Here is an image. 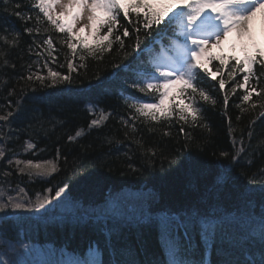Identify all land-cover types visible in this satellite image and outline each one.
Wrapping results in <instances>:
<instances>
[{
    "label": "trees",
    "instance_id": "16d2710c",
    "mask_svg": "<svg viewBox=\"0 0 264 264\" xmlns=\"http://www.w3.org/2000/svg\"><path fill=\"white\" fill-rule=\"evenodd\" d=\"M13 3H20L23 10L28 11V0H13ZM3 8L0 0V24L9 29L14 26L21 32V38L19 46L10 50L9 59L15 67L0 68V81L8 80L7 87L0 86V106L7 104L4 98L9 88L15 87L17 95L8 99L15 101L19 97L23 82L17 83V77L28 74L27 65L31 64L33 72L39 71L45 76L48 71L43 66V57L38 58L35 54L43 52L46 56L43 49L34 48L33 53L28 52L33 39L42 42L47 38L44 29L48 26L41 23L40 34L30 36L23 32V28L32 27L34 21L24 25L17 17L10 15L5 21ZM121 22L129 27L131 33L132 26L127 21ZM49 32L53 37L56 49L53 56L56 59L55 63L49 59L48 67L67 74L65 57L68 50L58 42L62 34L51 29ZM141 39L143 48L148 40L144 39L143 34ZM132 43L133 40L126 39V45H129L126 47L129 53L127 59L114 44L113 49L104 53L100 60H86V67L77 69L79 75L73 73L71 87L74 91L71 93L62 91L66 87L64 85L43 89L37 87L35 92L31 89L26 91L21 103L31 109L29 116L35 115L43 122V129L36 120L17 117L12 128L21 130L16 132L19 139L7 147L19 153L17 158L32 159L34 162L56 159V149L59 148V170L50 177L29 179L27 175L21 176L14 169L7 168L6 160L0 162L12 172L11 183L5 187L18 184L25 188L33 203L36 193L43 196L45 189L53 188L48 194L50 201L44 208L31 211L9 209L6 218L4 213H0V259L11 258L24 264H62L73 258V253L81 255L86 252L90 241H99L103 247L104 237L99 231L100 224L96 217L107 213L113 202L126 200V195H129L138 197L135 201L141 204H133L130 208L116 206L120 215L112 217L109 223L116 227L113 240L117 249L115 252L111 248L106 250L103 256L105 260L165 264L167 252L155 223L158 217L168 215L185 221L191 219L193 223L199 219L217 223L215 238L208 245L201 240L198 226L190 230L194 249L187 258L197 261V264H203L209 251L212 264H257L261 259L258 245L264 232V175L260 174L264 168V145L259 143L264 140V117H259L264 109L259 107L255 95L252 101L242 104L239 97L244 92L238 88L236 94L229 95L228 116H225L224 92L218 88L219 76L216 81L208 78L205 86L217 99L215 107L206 106L210 133L206 129L186 127L185 131L190 132L194 139L185 147V137L179 132V124L174 123L170 129L172 135L164 137L159 127L157 131L149 132L145 125L137 122V131H129L126 138L124 133L128 129L120 124L119 118L124 116L127 119L128 110L123 103L124 94L120 93L125 89L123 82L130 76L131 62L135 61L136 54L130 47ZM38 59L40 63H34ZM74 63L79 64L80 61L76 59ZM114 64L128 65L129 69L117 71L113 68ZM213 64L219 66L218 62ZM208 67L215 71L213 65ZM226 72L227 69L223 74L227 80ZM97 73L104 80V85L89 87V84L97 83ZM236 79L242 82V75ZM232 83H226V90L230 89ZM261 86H264V81ZM252 102L258 104L255 109L251 108ZM90 103L99 104L113 113L101 129L87 128L94 118L87 112ZM237 104L248 111L242 114ZM237 116H240L239 121ZM228 117H231L234 129L232 133L228 131ZM257 117L252 125L253 137L249 140L248 126ZM30 124L33 127H28ZM81 128L84 135L74 142H68L67 136L74 135ZM241 135L244 136L245 145L251 147H247L240 162L234 165L230 157H222L220 153H235L232 140L234 137L239 140ZM106 137L112 138L111 144L106 142ZM28 139L37 148L25 153L22 144ZM137 140L143 141L145 147L157 149L151 166H148L146 157L136 144ZM248 160L252 161L251 165L246 163ZM129 165L137 170L134 171ZM3 179L0 173V183ZM65 185L68 187L63 198L56 197L55 190ZM10 194L15 195V192ZM136 210H141V213L135 214ZM145 217H151L152 226H144ZM180 236L183 241L182 231ZM25 244L27 248L22 247ZM123 245H127V251L123 250Z\"/></svg>",
    "mask_w": 264,
    "mask_h": 264
},
{
    "label": "snow or ice",
    "instance_id": "6c2138e0",
    "mask_svg": "<svg viewBox=\"0 0 264 264\" xmlns=\"http://www.w3.org/2000/svg\"><path fill=\"white\" fill-rule=\"evenodd\" d=\"M2 3L3 12L6 14L5 21L9 15L17 17L24 25L34 21L32 27L23 28V32L28 35L40 34L41 23L48 26L44 29L47 38L42 42L33 39V43L28 46L30 54L33 53L34 48L43 49L47 53L46 56L43 52L35 53L38 58L43 57V66L48 68L47 75H42L39 71L33 72L32 65H27L28 74L17 77V83L23 82L19 89V97L15 101L8 99L17 95L15 87L9 88L4 98L7 104L0 106V112L3 113L0 115V162L6 160L7 168L14 169L21 176L27 175L29 179L52 176L59 170L57 161L61 155L60 149L57 148L56 159L34 162L32 159L17 158L19 153L7 147L9 143L19 139L16 132L21 130L12 128L17 117L36 120L43 129V122L35 115L29 116L31 109L25 108L21 103L25 99L26 91L31 89L35 92L37 87L43 89L64 85L66 87L62 91L71 93L74 91L71 87L73 73L79 75L77 69L86 67L84 62L89 58L100 60L104 53L110 52L113 45L117 44L119 50L124 52V59H127L129 53L126 47L129 45H126V39L133 40L130 47L136 54L137 69L132 82L125 80L123 83L125 89H134L144 94L143 98L130 95L123 97L128 118L120 116L119 122L128 129L124 133L126 138L129 136V131L133 133L137 131V122L145 125L149 132H155L159 127L164 137L172 135L170 129L174 123L179 124V132L185 137V147L194 139L190 132L185 131L186 127L206 129L210 133L211 129L205 115L206 106L215 107L217 99L205 86L208 84V78L216 81L219 76L218 88L224 92L225 116H228L229 95L236 94L238 88L244 92L239 97L242 104L252 101L255 95L259 107L264 109V86H261V82L264 81V47L259 46L254 32V18L257 13L264 14V0H28L27 12L20 3H13V0H2ZM122 20L132 26L131 33L129 27L121 22ZM49 29L62 34L58 42L68 50L65 57L67 74L48 67L49 59L53 63L56 59L53 56L56 49ZM261 32L264 34V18L261 22ZM141 34L148 40V44L143 48ZM232 34H235L245 54L227 57L214 54L212 49L223 45ZM20 38L21 32L14 26L9 29L0 24V68L15 67L9 55L12 48L19 46ZM142 57L146 58L142 59ZM76 59L80 61L79 64L74 63ZM213 62H218L219 66L217 67ZM34 63L39 64L40 60ZM206 65H213L215 71L210 70ZM113 68L119 71L127 69L128 66L114 64ZM225 69H227V80L223 74ZM241 75L242 82L236 79ZM95 79L97 83L89 84V87L99 88L104 85L105 82L99 73L96 74ZM228 81L233 83L230 89L226 90L225 85ZM7 84V79L0 81L2 87H7ZM145 98L152 102H145ZM257 106L256 102L251 103L252 109ZM236 107L240 108L242 114L248 111L240 104ZM87 112L94 117L87 125L89 130L101 129L113 116L111 111L91 103L87 106ZM259 117H264V111L259 113ZM259 117L254 118L248 126L249 140L254 134L252 125ZM236 119L239 121L240 116ZM228 122V131L232 133L234 129L231 117H228ZM28 127L33 125L30 124ZM82 135H84L83 128L77 130L74 135H68L67 141L74 142ZM105 139L108 144L112 143V138ZM135 142L146 157L148 166H151L153 158L157 155V149L145 147L141 140ZM259 143L264 145V140ZM232 144L236 149L235 153L222 151L220 155L225 158L230 157V161L235 165L240 162L242 154L251 145H245L243 135L239 140L234 137ZM22 148L28 153L36 149L37 145L28 139L23 142ZM246 163L251 165L252 161L248 160ZM129 167L133 168L132 165ZM133 170L137 169L133 168ZM0 173L4 177L3 182L0 183V213H4L5 218L9 209L31 211L44 208L49 203L48 194L53 188L45 189L43 196L36 193V200L33 203L25 188L18 184L15 187H5L11 183L12 172L6 170L3 164H0ZM260 174L264 175V168L260 170ZM67 187V185L64 188L58 187L55 190L56 197L63 198ZM13 192L15 195L10 194ZM119 215L120 212L113 205L107 213L96 217V221L100 224L99 231L104 237L103 247L99 241H90L86 252L81 255L73 253V258L63 261L62 264H136L134 260L125 262L121 259L103 258L109 248L113 252L117 249V244L113 240L116 227L109 221ZM152 223L151 217H145L144 226H152ZM155 226L159 228L161 240L166 248L165 264H197V261L187 258L194 249L189 235L191 228L195 226L200 228V237L205 245L215 238L218 228L217 223L212 220L199 219L193 223L191 219L185 221L183 218L168 215L158 217ZM181 231L183 241L180 236ZM22 247L27 248L28 245ZM258 247L261 259L257 264H264V232L261 234ZM122 248L127 251V245H123ZM0 264H24V262L10 258L0 259Z\"/></svg>",
    "mask_w": 264,
    "mask_h": 264
},
{
    "label": "rangeland",
    "instance_id": "374dc122",
    "mask_svg": "<svg viewBox=\"0 0 264 264\" xmlns=\"http://www.w3.org/2000/svg\"><path fill=\"white\" fill-rule=\"evenodd\" d=\"M262 18H264V14H261V13H257V16L254 18V32H255V38L259 44L260 47H264V34H262L261 32V22H262ZM233 39L236 40V37H235V34H232L228 41H225L226 44H223L221 45L220 47L218 48H214L212 49L213 50V53H223V52H227L230 53V51L233 49V48H237L240 52V54L243 56L245 54L244 52V49L242 48V46L239 44L238 41H233ZM234 45V46H233ZM251 45H249V51H251ZM138 197H129V195H126V200H121L119 199L118 201H115L113 202L112 204L115 205V206H119L120 208L123 207V208H130L133 206V204H138L140 206V202H136L135 200L137 199ZM140 203V204H139ZM137 213H139L141 210H136Z\"/></svg>",
    "mask_w": 264,
    "mask_h": 264
},
{
    "label": "bare ground",
    "instance_id": "6f19581e",
    "mask_svg": "<svg viewBox=\"0 0 264 264\" xmlns=\"http://www.w3.org/2000/svg\"><path fill=\"white\" fill-rule=\"evenodd\" d=\"M208 200V199H207Z\"/></svg>",
    "mask_w": 264,
    "mask_h": 264
}]
</instances>
